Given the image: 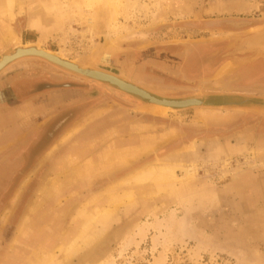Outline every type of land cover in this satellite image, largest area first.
<instances>
[{
	"label": "rangeland",
	"instance_id": "374dc122",
	"mask_svg": "<svg viewBox=\"0 0 264 264\" xmlns=\"http://www.w3.org/2000/svg\"><path fill=\"white\" fill-rule=\"evenodd\" d=\"M117 1L110 19V0H0L6 9L1 23L12 12L7 22L20 36L38 21L29 37L42 35L41 47L159 96L264 97V71L240 80V73L264 62V52L229 54L238 41L264 30V12L231 11L234 0ZM156 1L166 7L162 18L153 14ZM178 7L183 14L174 15ZM94 11L92 33L87 25ZM256 23L259 29L246 28ZM106 35L115 46L94 55ZM12 83L34 91L32 97L7 104ZM56 111L69 122L48 151L26 160L27 130ZM0 115V264H264V114L159 110L103 82L25 57L0 72ZM7 132L15 135L6 138ZM175 153L179 160L196 159L198 168L169 191L149 197L119 183ZM251 159L255 166L248 165ZM129 190L132 201L123 196ZM103 208L113 211L105 227L96 224L94 237L101 233L104 241L88 254L93 240L66 254L71 234L81 232L77 211L83 209L86 221Z\"/></svg>",
	"mask_w": 264,
	"mask_h": 264
},
{
	"label": "bare ground",
	"instance_id": "6f19581e",
	"mask_svg": "<svg viewBox=\"0 0 264 264\" xmlns=\"http://www.w3.org/2000/svg\"><path fill=\"white\" fill-rule=\"evenodd\" d=\"M75 1V0H74ZM107 2V1H106ZM117 0H110V9L108 11V15L111 17L114 15V8L115 5L117 4ZM38 4V3H37ZM48 4V3H47ZM55 5V4H54ZM74 5V4H73ZM106 5V3L104 4ZM5 7V6H4ZM163 7L166 8L165 6L162 5V3L160 1H156L155 4V12L153 14H155V16L157 18H162V16L164 15L163 13L167 14L165 12V10L163 11ZM49 8V7H48ZM54 8V7H53ZM36 9V8H35ZM50 9V8H49ZM243 10V9H242ZM6 11L5 8H3L0 5V13L3 14ZM162 11V12H160ZM94 13L93 12L92 16L90 17V22L88 26L89 31H91L93 33L94 29L92 28L91 23H93V18H94ZM32 14V13H31ZM173 14H177V15H181L183 14V11L180 7H178L177 9L175 8V10L173 11ZM14 14L12 12H8V18L9 21H11L13 19ZM37 16V15H36ZM100 17V16H99ZM2 18V16H1ZM109 18V17H108ZM113 18V17H112ZM5 20V19H4ZM66 20V19H65ZM108 20V19H105ZM65 22V21H64ZM106 23V21H105ZM107 23H109L107 21ZM3 24V23H2ZM40 23L38 21H33L31 23L32 26L34 27H38ZM232 24V23H231ZM96 25V24H95ZM31 26V27H32ZM259 29V26H257ZM87 28V27H86ZM40 29V28H38ZM93 29V30H92ZM12 30V29H11ZM43 29H41V34H45L43 31ZM130 30V28H129ZM126 31V30H125ZM110 33V32H109ZM128 33V32H127ZM128 35V34H126ZM122 36V35H121ZM125 36V35H124ZM105 37V34H104ZM123 37V36H122ZM122 37H119L120 39H122ZM116 38V36H115ZM105 39V38H104ZM42 40V35L39 38V41L36 42L35 44H37V49L39 50H43L44 52L50 54V55H54L56 57H59L61 59H68L65 54L63 55L62 53L59 52H53V51H48L47 49L41 47L40 42ZM119 40V39H118ZM115 40H112V38H110L108 35H106V39L104 40V42L100 45L99 48H97V50L95 51L94 55H98L99 53H101L102 51H106V50H112L113 47L115 46ZM247 44L251 47V48H257L260 47L262 48L261 50L264 49V31H257L256 33H254V35L251 37V39L247 40ZM15 46L16 49L13 53H8V54H4L1 56L0 59V69L10 60L14 59V56L17 54H21L22 52L25 51V49L29 48L30 46H26L23 45V43L20 42L19 37L14 33V31L12 30L9 34V36L7 37L5 44H3V47L0 51L3 52L6 48L9 47H13ZM260 50V49H257ZM264 51V50H263ZM91 52V51H90ZM91 55V54H90ZM93 55V56H94ZM64 57V58H62ZM97 59V58H96ZM93 59L92 61L96 60ZM69 61L71 64H75L78 68H85L82 67L80 64L73 62L72 60H67ZM79 63H83V59L78 61ZM90 62V61H88ZM228 62V61H227ZM87 63V62H86ZM264 63V62H263ZM88 64V63H87ZM90 65H92L90 63ZM93 66V65H92ZM94 67V66H93ZM89 69V68H88ZM92 70H96V71H100V72H104L105 74H107L110 77H113L115 79H119L123 82V79H121L120 77L112 74V72H105V71H101L98 69H92ZM106 70V69H105ZM219 72V71H218ZM128 83V82H127ZM129 84V83H128ZM158 109H161V105L157 104ZM161 106V107H160ZM138 110V109H137ZM71 132V131H70ZM170 138V137H169ZM193 143L189 145V148H191V150L193 149ZM219 153V150L217 151ZM122 155V154H121ZM175 155H177V153L172 154V155H168L165 156L163 158H157L154 161L148 162L144 165H142L141 167L135 169L133 172L127 174L125 177H123L121 180H119L120 184H126L128 187L129 186H134L135 187V192H139L142 195H145L148 193L149 197H153V196H158L164 192L169 191L172 188V185L179 179H183L185 177H192V175L196 174L197 172V164L195 162V160H184V159H177L175 158ZM107 159V158H106ZM151 159V158H150ZM225 160V159H224ZM94 163V162H93ZM255 161H253V159L249 160L248 165L255 166ZM108 164V163H107ZM84 165V164H83ZM95 167V166H94ZM81 168V167H80ZM87 168H91V165L88 164L85 169ZM105 168V167H104ZM180 170L182 173V177L177 175L175 170ZM86 171V170H85ZM88 172V171H87ZM180 174V173H179ZM80 176V171H78V177ZM134 193H132L130 190L126 191L123 193V196H125L126 198L129 199V201L133 200V195ZM116 196V195H115ZM118 196V195H117ZM247 198V197H246ZM111 203H114V199H110ZM112 203V204H113ZM83 209H80L77 211L75 219L79 222V224L81 225V232L79 230H77L75 233L71 234V239L70 242H68V245L64 247L66 254L70 253V251L72 250L73 246H75L76 244H83V243H87V241H89L87 244H89L92 240V242L90 243V245L92 246L91 248H89L86 252L83 253L84 254H88L89 251H92V249L95 246H99L103 241L104 238L102 236V234L96 236L95 233H97L96 231V224H101V226L105 227V225H107L108 222V218L110 217V215L113 213L112 210L107 209V208H103V209H99L96 210L94 213H90V216H88L86 218V221H83ZM76 227V226H75ZM74 229V228H73ZM102 230V228H101ZM73 231V230H72ZM20 232V231H19ZM37 234H40V232H38ZM36 234V235H37ZM38 238V237H37ZM92 238V239H91ZM101 250V249H100ZM93 252V251H92ZM80 253V252H79ZM79 253L77 254V256H79ZM81 254V253H80ZM91 255V254H90ZM74 256V255H73ZM76 256V255H75ZM82 256V255H81ZM52 259V258H51ZM50 261L48 262H51ZM73 259V257H72ZM71 259V261H72ZM49 264V263H48ZM53 264H69L67 259H62L60 261H57L56 263L53 262ZM99 264V263H97Z\"/></svg>",
	"mask_w": 264,
	"mask_h": 264
},
{
	"label": "water",
	"instance_id": "95a60500",
	"mask_svg": "<svg viewBox=\"0 0 264 264\" xmlns=\"http://www.w3.org/2000/svg\"><path fill=\"white\" fill-rule=\"evenodd\" d=\"M253 35L249 36L247 39H251ZM23 45L30 47L25 49V51L22 52L21 54L15 55L14 59L8 61L0 69V72L9 64L19 59L25 57H38L75 75L103 82L113 88H116L122 92H125L133 96L134 98L140 100L143 104H145L148 107L150 106L157 108L159 107L157 106V104H160L162 107L160 106L161 109L159 108V110L179 111L189 108H203V109L252 112L260 115L264 114V97H252V96H247L244 94H236V93H208V94L196 93L194 95L182 97V98L163 97L156 95L150 92L149 90L141 86H138L132 82L126 81L124 79L123 80L126 82H123L119 79H115L113 77L108 76L104 72L92 70L98 68L86 64L85 61H83V63H79L78 61L81 59L72 60V61L80 64L82 67H85L83 69L78 68L75 64H71L69 61H67L70 59H66L64 57H62L64 59H61L54 55H50L44 52L43 50L37 49V44L35 43H29ZM15 49H16L15 46L6 48L3 52L0 53V59L1 56L4 54L13 53ZM256 49H262V48L257 47Z\"/></svg>",
	"mask_w": 264,
	"mask_h": 264
},
{
	"label": "flooded vegetation",
	"instance_id": "af4514ba",
	"mask_svg": "<svg viewBox=\"0 0 264 264\" xmlns=\"http://www.w3.org/2000/svg\"><path fill=\"white\" fill-rule=\"evenodd\" d=\"M257 24V23H256ZM261 24H257V25H253L251 24L250 27H246V28H253L256 26H259ZM247 40H242V41H238L233 48L230 49L229 54L234 57L236 56L238 53L237 52H242V50H252V49H256V48H251L248 44H247ZM241 49V50H240ZM233 52L232 54L230 52ZM256 51H263V50H257ZM264 52V51H263ZM242 54V53H240ZM244 55V54H242ZM229 56V55H228ZM229 57V58H232ZM262 62V60H259V63L257 62V65L254 66L252 69H254V71L250 72L251 70H249V72L247 73H240V80L241 82L244 81V79H247L246 77L249 75H260L262 71H264V63L260 64ZM246 68V67H244ZM242 68V70L244 69ZM240 70V71H242ZM16 81V80H15ZM16 83V82H14ZM14 83H12V86H9L8 90L10 91L11 96L9 97V99L7 100V104H11V105H15L17 103H19L20 99L23 98L24 100H28L30 97H32V92L34 91H30L29 93L26 91V88L21 85H15ZM38 93H35V95H37ZM65 109V108H63ZM61 111V110H60ZM57 113H61L59 111H56L55 113L51 114L50 117L47 118V120L43 123L42 126H38L37 128H33L32 129H28L27 131H31L28 135L25 136L26 139V160L27 157L29 156H35L36 159L40 158L39 155L40 153L43 152V154L49 150V148L53 145V142L56 140L57 135L59 134V132L62 130V128L69 122L70 117H65V118H58L59 114ZM56 119H58L57 122H55V124L50 127V123H52V121H55ZM49 125V126H48ZM49 127V128H47ZM45 141H48L49 143H46Z\"/></svg>",
	"mask_w": 264,
	"mask_h": 264
},
{
	"label": "crops",
	"instance_id": "0c3cea01",
	"mask_svg": "<svg viewBox=\"0 0 264 264\" xmlns=\"http://www.w3.org/2000/svg\"><path fill=\"white\" fill-rule=\"evenodd\" d=\"M234 1L236 3H233V4L230 5V10L231 11H234V12L237 11L239 13L248 12V14L252 13V12H254L255 14L260 12V11L262 13L264 12V0H246V2H244V0H239V2H238V0H234ZM4 13L3 14L0 13V51H1L2 47H3V44H5V41H6L7 37L9 36L10 32L12 31L11 30L12 29L11 24L10 23L8 24V22H7V19H9L8 15L5 17L6 21L4 22V24L1 23V20L4 17ZM1 16H2V18H1ZM34 31H38V30L27 25L24 28V32H22L20 34V36L18 35L20 42L21 43H36V42H38L39 40H36V39H33L32 37H29V36H31L32 32H34ZM25 35H27L31 39H28L27 41H25L24 40L25 39V37H24ZM0 117H1V115H0ZM7 120L11 121L12 118L10 116H8V118H6V120H5V122ZM0 122H1V118H0ZM14 135H15L14 132H7L5 137L6 138H11Z\"/></svg>",
	"mask_w": 264,
	"mask_h": 264
}]
</instances>
